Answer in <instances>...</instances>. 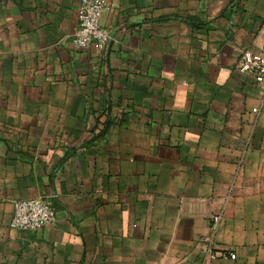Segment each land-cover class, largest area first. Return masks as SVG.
<instances>
[{"label": "crops", "instance_id": "1", "mask_svg": "<svg viewBox=\"0 0 264 264\" xmlns=\"http://www.w3.org/2000/svg\"><path fill=\"white\" fill-rule=\"evenodd\" d=\"M101 50L79 0H0V264H264V96L239 51L264 0H105ZM56 221L10 227L13 201ZM213 244L235 259L203 258Z\"/></svg>", "mask_w": 264, "mask_h": 264}, {"label": "built area", "instance_id": "2", "mask_svg": "<svg viewBox=\"0 0 264 264\" xmlns=\"http://www.w3.org/2000/svg\"><path fill=\"white\" fill-rule=\"evenodd\" d=\"M108 5L105 0H79L77 8L78 24L72 42L75 48H93L103 50L109 42L108 31L101 26L100 18ZM236 70L242 75H251L264 91V43L259 52L250 48L239 51ZM264 110V96L258 104L251 109L252 113ZM56 221V212L50 202L43 197H33L13 201V213L10 227L16 230H39L40 228L53 225ZM210 232L201 237L206 243L203 252L205 261L216 259H235L234 252L227 248H218L213 244L215 231L220 222V215H210Z\"/></svg>", "mask_w": 264, "mask_h": 264}]
</instances>
